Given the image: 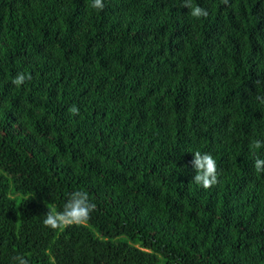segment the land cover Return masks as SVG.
I'll list each match as a JSON object with an SVG mask.
<instances>
[{
    "label": "trees",
    "instance_id": "16d2710c",
    "mask_svg": "<svg viewBox=\"0 0 264 264\" xmlns=\"http://www.w3.org/2000/svg\"><path fill=\"white\" fill-rule=\"evenodd\" d=\"M191 2L0 0V264H264V0Z\"/></svg>",
    "mask_w": 264,
    "mask_h": 264
},
{
    "label": "clouds",
    "instance_id": "9594fccd",
    "mask_svg": "<svg viewBox=\"0 0 264 264\" xmlns=\"http://www.w3.org/2000/svg\"><path fill=\"white\" fill-rule=\"evenodd\" d=\"M222 3L227 4L228 0H222ZM91 7L102 11L105 7L104 0H92ZM182 7L190 9V15L193 18L201 19L208 16L206 9L199 5L193 6L191 0H183ZM29 80H31L29 74L18 72L11 80V83L16 87H20ZM259 83L257 81V84ZM255 99L264 104V96L257 95ZM69 112L73 116L79 115V109L76 105H72ZM251 146L253 149H260L264 147V142L257 140ZM191 164L196 173L193 179L195 184L207 190L218 183L217 161L211 154L196 150L193 153ZM254 169L258 173H264V159L256 156L254 159ZM95 208L96 204L89 199L87 192L76 190L69 194L61 211L50 210L47 212L43 219V225L53 230L84 225L90 220L91 213ZM13 264H28V260L23 255H17L14 257Z\"/></svg>",
    "mask_w": 264,
    "mask_h": 264
}]
</instances>
